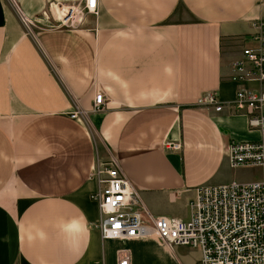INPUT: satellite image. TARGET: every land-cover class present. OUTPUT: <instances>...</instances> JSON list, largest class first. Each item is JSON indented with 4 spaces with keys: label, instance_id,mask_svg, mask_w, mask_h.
<instances>
[{
    "label": "crops",
    "instance_id": "0c3cea01",
    "mask_svg": "<svg viewBox=\"0 0 264 264\" xmlns=\"http://www.w3.org/2000/svg\"><path fill=\"white\" fill-rule=\"evenodd\" d=\"M96 2L67 29L58 12L83 0H0V264H116L120 249L153 264L148 238L179 264L151 234L101 240L92 168L115 158L138 209L188 220L194 188L226 184L215 177L227 144L259 138L198 102L234 98L232 64L253 46L264 0ZM98 91L105 107L92 112Z\"/></svg>",
    "mask_w": 264,
    "mask_h": 264
},
{
    "label": "built area",
    "instance_id": "2783aa9c",
    "mask_svg": "<svg viewBox=\"0 0 264 264\" xmlns=\"http://www.w3.org/2000/svg\"><path fill=\"white\" fill-rule=\"evenodd\" d=\"M58 12L61 27L74 29L87 14L97 15L96 0H83L82 5ZM23 24L25 19L21 18ZM253 46L244 47L232 64L229 80L236 85L234 98L222 101L216 92H206L199 106L214 112L228 111L246 119L257 140H232L226 146V159L231 169L257 166L261 179L230 182L223 185H201L193 190L188 202L189 218L152 216L138 209L139 200L115 158L99 161L89 179L96 182L90 199L97 204L100 218L94 226L102 241H129L153 235L170 251L185 246L200 253L196 264H264V19L251 24ZM105 107L98 91L92 101V112ZM85 112L76 108L71 119L80 120ZM164 150L179 151L178 142H165ZM95 264H104L103 261ZM116 264H131L128 250L117 251Z\"/></svg>",
    "mask_w": 264,
    "mask_h": 264
},
{
    "label": "rangeland",
    "instance_id": "374dc122",
    "mask_svg": "<svg viewBox=\"0 0 264 264\" xmlns=\"http://www.w3.org/2000/svg\"><path fill=\"white\" fill-rule=\"evenodd\" d=\"M22 21V20H21ZM23 23V22H22ZM262 177V170L257 166L241 167L231 169L227 163H220L216 167V179L222 180L225 183L237 182L248 183L254 182ZM215 185V184H214ZM142 249L145 248L149 254L150 260L153 264H178L175 257L167 252L162 246L151 241L149 238L144 239L141 243ZM118 245L110 244L111 249L116 248ZM174 255L179 258V264H194L197 258L196 250L185 247H174ZM112 258V254H111Z\"/></svg>",
    "mask_w": 264,
    "mask_h": 264
},
{
    "label": "bare ground",
    "instance_id": "6f19581e",
    "mask_svg": "<svg viewBox=\"0 0 264 264\" xmlns=\"http://www.w3.org/2000/svg\"><path fill=\"white\" fill-rule=\"evenodd\" d=\"M59 13H60V15H64V13H65V9L64 10H61V11H59Z\"/></svg>",
    "mask_w": 264,
    "mask_h": 264
}]
</instances>
